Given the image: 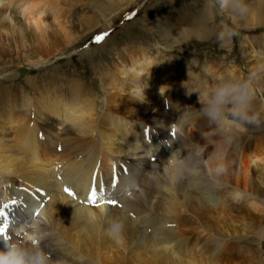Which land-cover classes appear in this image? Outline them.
<instances>
[{
  "label": "bare ground",
  "instance_id": "1",
  "mask_svg": "<svg viewBox=\"0 0 264 264\" xmlns=\"http://www.w3.org/2000/svg\"><path fill=\"white\" fill-rule=\"evenodd\" d=\"M263 1L256 0L264 6ZM59 3L0 0V31L32 39V45L24 44L16 53L41 57L54 51L56 38H45L43 18L48 12L63 43L75 39ZM11 5L15 12L9 16ZM223 9L237 21L231 0ZM173 17L168 19L170 28L186 24L185 18ZM191 36L201 38L179 31V38ZM252 50L248 43L243 48L248 60ZM7 52L0 44V57ZM120 57L101 73V116L95 113L93 95L81 93L77 81L27 80L25 88L0 89V206L9 204L6 238L0 239L26 247V234L41 231L45 236L39 247L51 264H260L258 250L237 243L248 236L264 238V137L246 134L248 123L231 115V102L222 106L217 119L207 114V100L223 75L205 68L206 76L192 85L195 91L197 84L203 87L198 99L196 92L164 106L168 91L158 81L169 79L165 74H170V64L153 65L162 77L153 70L141 76L152 63L142 50ZM261 60L255 57L250 69L264 91ZM227 75L233 82L238 78L231 70ZM189 81L193 77L177 83L190 90ZM27 86L33 90L30 98L23 91ZM137 89L144 93L137 95ZM261 110L252 100L247 115ZM170 123L177 129L174 137ZM93 173L97 185L103 182L105 196L118 205L87 202ZM90 215L94 224L88 223ZM110 219L124 223L119 242L105 232ZM3 220L0 217V224Z\"/></svg>",
  "mask_w": 264,
  "mask_h": 264
},
{
  "label": "rangeland",
  "instance_id": "2",
  "mask_svg": "<svg viewBox=\"0 0 264 264\" xmlns=\"http://www.w3.org/2000/svg\"><path fill=\"white\" fill-rule=\"evenodd\" d=\"M58 1L64 12V20L69 23L66 27L74 32L75 39L63 43L56 28L50 25L49 12L43 18L45 27H48L45 38H56L57 46L48 56H32L29 52L16 53L15 50L17 52L24 50V44L32 45V39L27 37V39L19 40L23 35L9 36L5 31H0V44L8 51L6 56L0 57V89L8 86L13 88L23 86L25 88L27 80H35L37 84L47 81L61 82V84L67 80L77 81L80 84L81 93L93 95L96 103L95 113L101 116L103 115L101 106H103L105 98V92L101 86L102 70L112 67L119 61L120 56L140 49L146 57L152 60V63L149 64L151 67L148 66L147 72L143 71L141 76L150 74V70H153L154 74L162 77L160 71H156L153 65L167 62L171 66V75L165 74L169 79L158 81V84L168 91L165 93L168 97L164 106L171 103L172 99L181 101V96L192 95L196 92L195 98L199 97V92L203 87H200L199 83L196 85L195 91L193 89L195 86L192 88V85L197 83L198 77L206 76L205 68L209 66L215 71L217 70L215 76L223 75L220 81L217 80L214 83L215 88L233 82L227 79V72L230 70L236 72L237 80L240 78L249 80L254 91L253 101L259 103L263 110L257 113L259 114L258 124H247L246 134L251 137H264V119L262 118L264 115V91L257 84L250 69L251 61L255 57L263 59L261 61L264 62L263 4L259 5L260 3H257L256 0H245L249 7L247 14L244 17L235 14L234 17L237 21L232 22L228 12L221 7L220 0ZM5 8L6 6L3 5L1 9ZM8 9L7 14L12 16L15 8L11 5ZM171 16L185 18L186 24H183L181 28L179 26L170 28L168 19ZM255 19L261 20V23H254L252 20ZM83 20L85 24H79ZM224 25L233 30L235 35L229 41L222 43L216 39V34ZM179 31H191L200 35L201 38L195 39V36H191L185 40L179 38ZM97 36L102 37L99 42L96 41ZM247 43L253 48L251 54L253 57L249 60L245 58L247 55L243 52ZM40 60L41 64H35ZM187 76L188 78L193 77L192 83L189 81L190 90H182V86L179 87L177 82ZM172 85L175 86L174 90H171ZM62 87L59 85L58 89ZM184 88L187 86L185 85ZM23 91L28 98L33 95V90L29 86ZM61 92L64 91L61 89ZM252 114L250 113L248 116ZM163 121L166 122L164 117ZM171 125L170 123L169 127H172V131L176 132L177 129ZM110 208L112 209L113 206ZM262 208L264 218V206ZM136 223L139 225V221ZM261 225L263 229L264 219ZM240 241L239 243L235 242L239 246L258 250L257 258H259L260 264H264V238L248 236L246 239L241 238ZM260 243L261 245L258 246ZM233 252L235 255H239L240 251L234 249ZM206 261H208L207 258Z\"/></svg>",
  "mask_w": 264,
  "mask_h": 264
},
{
  "label": "clouds",
  "instance_id": "3",
  "mask_svg": "<svg viewBox=\"0 0 264 264\" xmlns=\"http://www.w3.org/2000/svg\"><path fill=\"white\" fill-rule=\"evenodd\" d=\"M223 8L227 0H220ZM231 11L236 15L244 17L248 12V6L245 0H231ZM235 32L224 25L216 34V39L220 42H227ZM144 89H137V95L143 94ZM254 97L249 80L240 78L239 80L226 83L214 89L213 95L207 100L208 107L207 114L212 119H217L221 115L222 106L225 103L231 102L233 104L230 110L234 118L247 123L258 124V114L253 113L251 116L247 115V110ZM142 102V101H141ZM218 171H223L222 168ZM235 195H239L236 193ZM89 224L95 223V217L90 215L88 218ZM124 231V223L119 219H110L108 227L105 229L106 234L112 239L119 242ZM45 233L33 230L26 234L28 246L20 247L15 243H10L8 239H0V245L3 246L0 250V264H51V259L48 253L44 252L39 244L44 239ZM56 264H61L57 261Z\"/></svg>",
  "mask_w": 264,
  "mask_h": 264
},
{
  "label": "snow or ice",
  "instance_id": "4",
  "mask_svg": "<svg viewBox=\"0 0 264 264\" xmlns=\"http://www.w3.org/2000/svg\"><path fill=\"white\" fill-rule=\"evenodd\" d=\"M107 35V34H105ZM102 39V37L100 36H97L96 37V41L99 42L100 40ZM144 135H145V138L148 137L149 135V130L146 128L144 129ZM171 136H175V131L173 130L171 133H170ZM95 173H93V185L92 187L89 189V192H88V198H87V202L89 204H92L94 206H100V205H104V204H107V205H117V201L115 199H109L105 196V187H104V184L103 182L101 181L99 183V185H97L95 183ZM112 187H115L116 186V183H117V176H116V173H115V166H113V176H112ZM39 191V190H38ZM64 191L66 193H68L69 195H73L74 196V193L71 192L70 189H68L67 187H65ZM10 203L12 204H15L17 203V201L15 200H12L10 201ZM9 204L8 203H4L2 206H0V217H3L4 220H3V223L0 224V237H3V238H6V232H7V229H8V218H7V215L5 213V209L8 208Z\"/></svg>",
  "mask_w": 264,
  "mask_h": 264
}]
</instances>
